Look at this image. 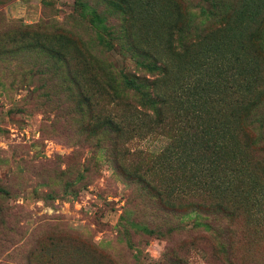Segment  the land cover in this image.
I'll use <instances>...</instances> for the list:
<instances>
[{
    "label": "rangeland",
    "instance_id": "374dc122",
    "mask_svg": "<svg viewBox=\"0 0 264 264\" xmlns=\"http://www.w3.org/2000/svg\"><path fill=\"white\" fill-rule=\"evenodd\" d=\"M178 1L181 17L170 30L178 19L170 0H137L132 18L121 0H0V264H264V189L254 199L224 193L236 213L225 234L204 211L221 196L219 184L207 186L215 179L198 170L204 123L214 135L223 128L214 142H226V173L233 164L228 142L244 92L233 68L245 54L217 30L214 3ZM178 35L191 46L166 62ZM132 44L155 52L167 70L137 67ZM123 68L161 78L169 95L163 122L141 99L111 101L106 80L119 83ZM201 96H210L208 106ZM106 116L123 132L103 126ZM250 158L264 177L259 150ZM117 162L153 189L126 180Z\"/></svg>",
    "mask_w": 264,
    "mask_h": 264
},
{
    "label": "trees",
    "instance_id": "16d2710c",
    "mask_svg": "<svg viewBox=\"0 0 264 264\" xmlns=\"http://www.w3.org/2000/svg\"><path fill=\"white\" fill-rule=\"evenodd\" d=\"M207 1L214 3L215 10L209 13V16L218 19L219 26L217 30L223 32L228 37L227 40H229V42L233 41V47L234 42H236L238 44V50L244 52L245 56L240 58V62L245 65L243 60L247 59L252 67H257L251 70L249 67L250 64L243 67L240 65V62L237 61L238 64L233 68L236 75L238 90H240V92L244 90V92L241 95L238 94L240 93L238 92L237 99L235 100V124L232 127V137L228 142L231 146L233 157L231 168L227 170V173L224 171L227 168L226 160L224 159L225 155H227L225 152L226 150H224L227 149L226 142L224 140H220L221 142L219 143L214 142L218 135L221 134L222 136L224 132L223 128L218 127L214 135L211 134L213 133L210 129L211 125H209V123H204L203 127H207V129L202 128V130H205L204 136L206 138L203 141V149H205L206 152L204 151L205 153L202 155H198L200 152L197 154V156H201V161L199 160L201 163L198 165V170L200 171V169H202L207 171L210 173L209 176L215 179H211V182H209L207 186H211L213 183L217 182L219 186L214 184V188H218L221 194L218 200L214 202V205L204 208V211L210 212L218 228L227 234L228 223L236 213L235 210L231 208L230 200L225 199L224 193L232 192L239 194L242 192V195H245L246 199H254L255 194L264 189V177L255 170L256 168H252L254 161L250 158V150L254 148L258 149L261 158H264V0ZM170 2L173 12L178 17L177 20L173 21L171 27L168 26L171 30L174 28L177 29L181 17L182 5L181 1L178 0H170ZM120 4L121 13L132 18L136 12L134 9L135 6L133 5L138 4L137 0H121ZM7 23H16V21L8 20ZM32 46L33 44H30L29 47ZM190 46L191 45L186 43V41L180 40L179 35L176 40L169 39V45H167L169 50L167 49V52H164V56L167 57L165 61L169 62L180 55L176 51L177 48L185 53ZM128 49L132 57H142V60H136L135 63L137 67H142V69L148 71L151 75L167 70V63L159 64L155 52L152 51V53H150L146 50L140 52L134 47V44ZM59 52L58 60L66 66V80L77 89V95H79V82L75 80L74 76H71V70L68 67L69 63L65 57L64 51L61 50ZM143 62L145 63L143 64ZM113 67L115 68L114 65ZM116 75L119 77V83L116 77L106 80V82H110L109 84H113L110 92L107 91L108 95L111 97V101L117 102V98L122 99L121 95L127 96V98L134 102L141 99L143 103L140 105H146L147 103L152 112L159 116V123L163 122V105L168 102L169 95L163 92L159 86L163 84L160 80L161 78L150 79L141 76L137 72L133 73V71L126 68L117 70ZM245 80H248L249 85L242 89V83ZM209 98L210 96L206 98L201 96L199 100L202 101V105L208 106V102H211ZM118 103H121V101H118ZM124 105L128 107L132 106L133 109H135L130 102H126ZM206 115H208V113ZM133 117L134 114H131V118ZM205 118L206 122L210 120L207 116ZM102 123L103 126L107 129L109 128L113 133L123 132V127L113 117H103ZM134 124L139 129L141 128L137 123ZM206 135L210 136L207 137ZM225 136L226 134L223 135V138ZM193 145L194 146L191 145L192 147H184V149L187 150L186 154L188 156L191 155L189 152L193 151L195 143H193ZM161 152L162 153H159L157 157L156 155H151V157L161 159L164 156L163 154H165V152ZM220 158L223 160H219ZM115 169L118 171L123 170L122 175L126 180L134 181L141 185L144 184L143 186L146 189H153L152 186L144 181V177L137 174L136 171V173H132L130 170L124 169L123 165L118 162ZM191 169L192 168H190V170ZM117 170L115 171L117 172ZM219 178L221 183H219ZM160 196L161 194L159 192L154 193L155 198L160 199ZM193 206H195L193 210L197 208L203 209L197 205ZM169 209L173 211L174 207L170 206Z\"/></svg>",
    "mask_w": 264,
    "mask_h": 264
}]
</instances>
